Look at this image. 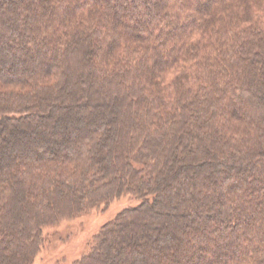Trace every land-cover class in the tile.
<instances>
[{
    "label": "trees",
    "instance_id": "1",
    "mask_svg": "<svg viewBox=\"0 0 264 264\" xmlns=\"http://www.w3.org/2000/svg\"><path fill=\"white\" fill-rule=\"evenodd\" d=\"M126 197L71 264H264V0H0V264Z\"/></svg>",
    "mask_w": 264,
    "mask_h": 264
},
{
    "label": "rangeland",
    "instance_id": "2",
    "mask_svg": "<svg viewBox=\"0 0 264 264\" xmlns=\"http://www.w3.org/2000/svg\"><path fill=\"white\" fill-rule=\"evenodd\" d=\"M136 204V201L126 197L117 207L112 208L111 212L93 214L77 221L63 223L51 230L47 229V234L52 235L51 242L37 256L34 264H71L80 257L88 240L94 233L99 232L103 224L118 212Z\"/></svg>",
    "mask_w": 264,
    "mask_h": 264
}]
</instances>
